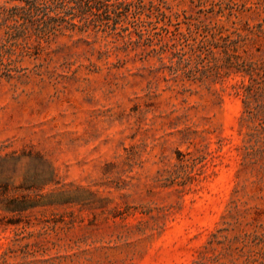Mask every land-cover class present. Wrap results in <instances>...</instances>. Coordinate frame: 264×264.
Returning a JSON list of instances; mask_svg holds the SVG:
<instances>
[{"label": "rangeland", "instance_id": "rangeland-1", "mask_svg": "<svg viewBox=\"0 0 264 264\" xmlns=\"http://www.w3.org/2000/svg\"><path fill=\"white\" fill-rule=\"evenodd\" d=\"M0 0V264H264V0Z\"/></svg>", "mask_w": 264, "mask_h": 264}, {"label": "trees", "instance_id": "trees-1", "mask_svg": "<svg viewBox=\"0 0 264 264\" xmlns=\"http://www.w3.org/2000/svg\"><path fill=\"white\" fill-rule=\"evenodd\" d=\"M48 8V5L46 1H41V0H30L29 6L26 9L28 13H31V11L35 12H45V14L48 13L46 9Z\"/></svg>", "mask_w": 264, "mask_h": 264}]
</instances>
